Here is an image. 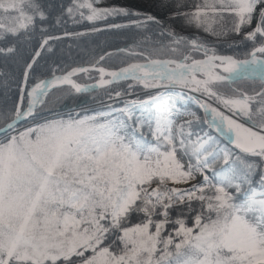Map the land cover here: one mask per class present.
<instances>
[{"label":"snow or ice","instance_id":"obj_1","mask_svg":"<svg viewBox=\"0 0 264 264\" xmlns=\"http://www.w3.org/2000/svg\"><path fill=\"white\" fill-rule=\"evenodd\" d=\"M0 264H264V0H0Z\"/></svg>","mask_w":264,"mask_h":264},{"label":"trees","instance_id":"obj_2","mask_svg":"<svg viewBox=\"0 0 264 264\" xmlns=\"http://www.w3.org/2000/svg\"><path fill=\"white\" fill-rule=\"evenodd\" d=\"M108 3V0H101V6H104ZM97 27L103 28L102 24H98ZM79 31L80 29H75ZM131 33H112V32H104L103 34L89 37L86 41H81V45H88L89 50L94 47L96 44L101 46L110 45L112 49L116 47H123L128 39L131 37ZM80 62V57H76V63Z\"/></svg>","mask_w":264,"mask_h":264}]
</instances>
